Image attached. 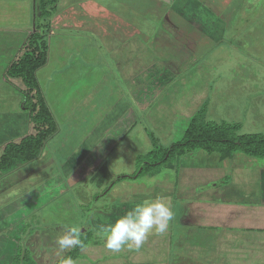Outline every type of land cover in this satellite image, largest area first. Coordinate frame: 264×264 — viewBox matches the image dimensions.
<instances>
[{
	"label": "rangeland",
	"instance_id": "rangeland-1",
	"mask_svg": "<svg viewBox=\"0 0 264 264\" xmlns=\"http://www.w3.org/2000/svg\"><path fill=\"white\" fill-rule=\"evenodd\" d=\"M37 1L0 0V108L4 111L0 115L10 117L11 123L15 118L7 114L27 111L22 106L26 87L20 79L7 78L5 72L26 49L27 31L35 29ZM77 2L58 0L56 12L60 10L61 23L52 26L54 34L47 37L49 61L37 70L40 89L58 125L45 147L53 162L39 172L45 180L48 175H61L67 186L65 189L61 184L59 194L48 196L50 201L35 200L33 210L28 209L23 219L22 243H27L30 234L55 224L79 227L82 241H101L98 233L102 228H93L92 213L110 210L115 199L108 192L110 184L136 174L129 182L154 186L155 176L151 179L150 173H157V180L171 175L168 165L178 164L175 154L140 172L144 161L159 157L157 148H167L182 139L193 116L197 125H206L205 121L226 127L236 124L239 128L235 136L264 134V0H79L82 6ZM95 24L103 28L107 40L102 32L96 33ZM123 35L140 43L142 61L156 59L157 64L152 66L155 70L144 66L136 74L137 87L121 75L112 54L123 43ZM184 51L186 60L179 61ZM175 59L180 72L172 75L162 69L160 64ZM149 78L155 79L154 86L148 85ZM145 85L147 90L154 89L153 94L137 96ZM119 100L128 108L121 117L133 116L128 122V117L125 122L114 120L116 116L107 119L112 109L124 110L122 105L114 108ZM109 121H116V136L114 132L111 135L112 128L98 133ZM125 127L126 133L119 138ZM31 132L33 127L27 129ZM96 142L104 144L101 162L96 164L98 168H92L94 176L85 174L75 178L80 181H71L67 166ZM74 148L79 153L71 160ZM192 154L196 159L191 160L200 165L211 162L200 150ZM213 156L220 160L218 152ZM222 162L229 168L218 184L224 189L223 197L230 200V190L226 192L224 187L230 188L234 178L230 163L234 164L232 168L236 164L262 167L264 157L236 151ZM46 185L40 184L38 190ZM161 190L154 189L152 197ZM107 218L102 219L111 223ZM176 222L174 218V237L181 233L188 240L190 232L184 227L178 232L180 225Z\"/></svg>",
	"mask_w": 264,
	"mask_h": 264
},
{
	"label": "crops",
	"instance_id": "crops-1",
	"mask_svg": "<svg viewBox=\"0 0 264 264\" xmlns=\"http://www.w3.org/2000/svg\"><path fill=\"white\" fill-rule=\"evenodd\" d=\"M76 1L82 6L79 0ZM59 12H56L52 17V26H58V23H61L62 16ZM90 27L93 26L90 25ZM94 29L98 34L102 32L101 34L105 37L103 28L98 24H95ZM54 31L55 28L51 27L48 38L51 34H54ZM28 32L27 37L31 34ZM119 35H115V38ZM123 37V43L117 46L112 54L121 75L126 76L132 82V86L137 87L138 76L136 74L144 66L151 68L154 64H157L155 63L156 59L149 58L142 61L140 58V43L136 39L126 38V35H123ZM108 38L106 34L105 39ZM25 46L26 41L24 42ZM180 53L182 59L178 60H186L187 52ZM16 59L17 57L14 60ZM178 60L166 61L163 62L164 66L163 64L160 65L164 71L170 70L169 73L174 75L176 72L181 71L176 68ZM140 63L142 64L140 65ZM152 70L155 69L152 67ZM5 75L7 78L10 77L6 72ZM149 79L147 81L148 85L154 86L155 79ZM23 85H25L24 82ZM145 88L146 85L140 93L137 91V96L153 94L154 89L151 91ZM25 91H27V87L24 88ZM121 105L124 110L115 111L112 109L109 118L107 117L108 120L115 116L114 120L120 118L122 122L127 117V122L132 119V115H130V119L128 115L127 117L126 115L121 117L128 109L121 100L114 108L118 109ZM2 112L4 111L0 108V114ZM7 115L13 116L15 120L11 123L10 117L2 116V118L0 115V158L4 154L8 143H20L26 135L36 133L27 111L19 115ZM136 120L134 118L133 121L137 122ZM133 121L132 124H134ZM115 122L113 121V123ZM112 124L111 121L108 122V125L103 124L98 133L102 134L112 128L111 135L114 132V136H116L117 133L114 128L117 125L116 123L115 125ZM32 127L34 132L27 133V129L31 130ZM128 127L122 129V132L118 135L119 138L123 137ZM46 144L47 141L35 159L21 163L11 170L9 168L0 169V264H14L19 253L22 257L27 258L29 264H55L73 249L65 250V253L62 252L61 254H65L61 255L62 257L57 255L59 248L55 244V238L62 235L70 226L64 224L45 227L44 231L39 229L38 233L30 234L31 236L26 238L27 243H22L24 239L22 236L25 231L23 219L29 211L33 210L35 200L48 198L50 201L48 196H53L54 193L59 194L60 189L58 187L61 184H64L65 189L67 186V181L61 175H48L45 180V176L39 172V170H43L53 162L48 149H45ZM93 144L91 149H84L86 150L85 153L83 152L77 161L74 160L67 166L66 173L70 174L71 181H80V179L75 178L83 177L85 174H93L94 176L96 171L93 173L92 168H98L96 164L101 162L103 157L101 147L104 143L101 145H98L97 142ZM72 151L71 160L73 157H78L79 153L75 148ZM192 155L187 154L181 157L178 165L170 163L168 170L172 173L167 178L157 180L159 177L157 173L150 174L151 179H154L155 176L154 186L146 182H129L131 177H125L126 179L122 178L120 181L110 184L108 192L115 198L110 210L105 214H99L97 211L92 213L93 222L91 223L93 228H102L108 225L102 219L103 217H108V221L113 223L120 215L130 211L136 203L145 199L162 197L170 203L173 212V218L166 233L156 234L153 232L147 237L139 250H129L125 247L119 252L107 249L101 241L93 240L90 242V239H87L85 240V247L73 257L75 264H264V164L262 167L256 165L238 166L236 164L232 168L234 164L231 162L230 170H233L234 178L230 182V188L227 185L224 186L226 192L227 189L230 190V200H228L226 195V198L223 197L225 194H223L224 189L218 184V180L227 176L226 168H229V166L227 167L222 161L219 162L220 160L217 162L213 154L208 153L206 155L211 162L206 161L200 165L191 160L196 159V156L191 157ZM89 168L92 170H89ZM230 173L232 172L230 171ZM43 183L47 185L38 190L40 184ZM36 184H39V186ZM156 188L162 189L161 193L152 197V192ZM174 218L177 219L176 223L180 225L178 232H181L183 227L190 232V237L187 235L188 240L183 239L181 233L174 237L172 229ZM235 238H240V240L236 241ZM174 241L176 243H173ZM24 262L25 259H22V263Z\"/></svg>",
	"mask_w": 264,
	"mask_h": 264
},
{
	"label": "trees",
	"instance_id": "trees-1",
	"mask_svg": "<svg viewBox=\"0 0 264 264\" xmlns=\"http://www.w3.org/2000/svg\"><path fill=\"white\" fill-rule=\"evenodd\" d=\"M57 4L58 0L37 1L35 5V29L27 37L26 50L6 70L8 76L20 78L27 87L23 106L28 112L30 121L34 124L36 133L26 135L20 143H8L0 158L1 170L8 168L11 170L21 163L35 159L46 141L57 132L56 119L46 103L37 78V70L48 61L47 37L51 31V19L57 10ZM203 120L205 121V118ZM196 121V117L193 116L181 140L172 142L167 148H157L156 153L159 157L155 161H144L140 173L145 168L160 165L172 154H175V161L178 163L181 157L199 150L208 154L218 152L220 161L232 157L236 151L264 157V134L253 133L235 136L234 132L238 131L239 128L236 124H230V127H226L220 124L211 125V121H205L206 125L202 123L197 125L198 122ZM135 175L129 177L133 178ZM83 242L86 243L85 240ZM80 250V247H74L64 257L73 259ZM22 259H25L24 263H22ZM60 260L55 264H60ZM14 264H29V261L19 253Z\"/></svg>",
	"mask_w": 264,
	"mask_h": 264
},
{
	"label": "clouds",
	"instance_id": "clouds-1",
	"mask_svg": "<svg viewBox=\"0 0 264 264\" xmlns=\"http://www.w3.org/2000/svg\"><path fill=\"white\" fill-rule=\"evenodd\" d=\"M173 218L170 203L162 197L145 199L136 203L130 211L120 215L113 223L103 226L98 233L104 246L119 252L127 247L129 250H139L147 237L155 232L164 234ZM59 248L57 255L74 247H85L81 239L80 228L69 226L62 235L55 238ZM60 264H75L71 257H63Z\"/></svg>",
	"mask_w": 264,
	"mask_h": 264
}]
</instances>
